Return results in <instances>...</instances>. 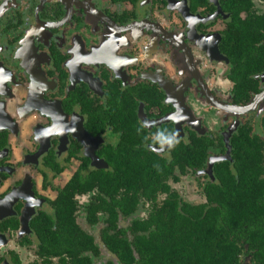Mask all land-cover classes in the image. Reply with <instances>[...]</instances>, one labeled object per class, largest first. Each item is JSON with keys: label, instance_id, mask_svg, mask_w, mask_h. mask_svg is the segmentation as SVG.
Wrapping results in <instances>:
<instances>
[{"label": "flooded vegetation", "instance_id": "1", "mask_svg": "<svg viewBox=\"0 0 264 264\" xmlns=\"http://www.w3.org/2000/svg\"><path fill=\"white\" fill-rule=\"evenodd\" d=\"M252 2L0 0V264L113 262L108 235L133 237L171 192L214 203L211 185L252 158L249 134L264 153V0ZM161 130L180 143L157 154ZM159 172L169 191L150 199Z\"/></svg>", "mask_w": 264, "mask_h": 264}, {"label": "trees", "instance_id": "2", "mask_svg": "<svg viewBox=\"0 0 264 264\" xmlns=\"http://www.w3.org/2000/svg\"><path fill=\"white\" fill-rule=\"evenodd\" d=\"M236 1V9L253 5L252 0ZM256 22L263 26L264 16L256 17ZM239 28L243 31V23ZM241 143L252 158L239 165L238 178L229 174L220 178L221 183L211 185L208 192L214 203L190 206L171 192V198L160 204L149 219L133 221V237L108 235L106 243L118 257L117 263L264 264V153L255 136L249 134ZM176 158L171 174L175 165L184 166L183 156ZM222 173L219 168L218 176ZM162 175L156 174L158 188H154L155 182H144L148 198H156L157 191H169ZM134 176L135 173H127L130 187L139 184ZM134 199L137 203V197ZM74 242L80 249H95L90 235L76 234ZM106 260L93 263L76 255L73 264H116Z\"/></svg>", "mask_w": 264, "mask_h": 264}, {"label": "clouds", "instance_id": "3", "mask_svg": "<svg viewBox=\"0 0 264 264\" xmlns=\"http://www.w3.org/2000/svg\"><path fill=\"white\" fill-rule=\"evenodd\" d=\"M2 71V70H0ZM3 79H10V77H3ZM3 80L0 79V83H2ZM150 126V122L145 121L142 125L141 128H147ZM141 129L138 128L137 131L139 132ZM64 131V128L61 127L59 129V132L62 133ZM70 131H75V129H70ZM45 135H47L48 133L45 132ZM40 136H37V139H39ZM145 140H148L149 137L145 136L144 137ZM152 145L150 146V149L152 151L157 152V154H159L160 152L164 151V150H168L171 151L172 149H174L179 143L180 140L178 139V133L177 132H171L168 130H161L158 131L157 133H155L152 137ZM155 145H159V147H155ZM155 167L159 168V165H154Z\"/></svg>", "mask_w": 264, "mask_h": 264}, {"label": "rangeland", "instance_id": "4", "mask_svg": "<svg viewBox=\"0 0 264 264\" xmlns=\"http://www.w3.org/2000/svg\"><path fill=\"white\" fill-rule=\"evenodd\" d=\"M181 190H184V192H186V191L188 190V188H185V189L181 188ZM195 197H196L197 199H199V196H196V195H195Z\"/></svg>", "mask_w": 264, "mask_h": 264}, {"label": "water", "instance_id": "5", "mask_svg": "<svg viewBox=\"0 0 264 264\" xmlns=\"http://www.w3.org/2000/svg\"><path fill=\"white\" fill-rule=\"evenodd\" d=\"M115 263H116V264H119V263H117V261H116V260H115ZM246 264H248V263L246 262Z\"/></svg>", "mask_w": 264, "mask_h": 264}]
</instances>
